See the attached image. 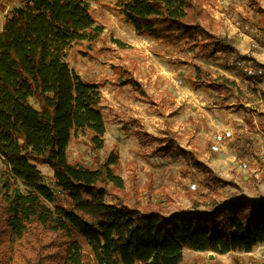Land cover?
Here are the masks:
<instances>
[{
    "label": "trees",
    "instance_id": "obj_1",
    "mask_svg": "<svg viewBox=\"0 0 264 264\" xmlns=\"http://www.w3.org/2000/svg\"><path fill=\"white\" fill-rule=\"evenodd\" d=\"M23 1L0 33V264H91L84 242L94 264H181L185 249L249 253L264 244V201L248 211L240 203L170 214L143 210L109 197V186L125 187L114 171L120 159L114 150L97 167L70 160L73 136L87 130L97 150L105 146L102 92L67 60L73 44L95 41L104 27L91 10L93 0ZM219 1L115 5L137 34L196 48L198 39L230 44L206 28L216 20ZM256 65L262 71L254 76L263 77L264 64ZM40 164L53 170L66 205L57 201Z\"/></svg>",
    "mask_w": 264,
    "mask_h": 264
},
{
    "label": "rangeland",
    "instance_id": "obj_2",
    "mask_svg": "<svg viewBox=\"0 0 264 264\" xmlns=\"http://www.w3.org/2000/svg\"><path fill=\"white\" fill-rule=\"evenodd\" d=\"M115 2L91 1L103 31L67 51L70 66L101 90L106 124L104 148L94 147L87 130L73 136L70 160L97 167L114 150L120 157L114 171L125 187L109 186V197L143 210L170 214L226 203L254 209L264 201V76H249L230 58L238 53V60L241 54L246 63L264 64V0H220L206 28L230 44L198 39L196 49L137 34ZM25 4L0 0V33L7 14ZM228 130L233 136L214 150L215 135ZM38 167L55 188L53 170ZM4 168L0 156V174ZM55 194L67 204L65 193L55 188ZM83 247L94 264L90 247ZM181 264H264V245L213 256L185 249Z\"/></svg>",
    "mask_w": 264,
    "mask_h": 264
},
{
    "label": "built area",
    "instance_id": "obj_3",
    "mask_svg": "<svg viewBox=\"0 0 264 264\" xmlns=\"http://www.w3.org/2000/svg\"><path fill=\"white\" fill-rule=\"evenodd\" d=\"M238 65L245 67L244 68V71L249 76H254L257 73V71H259V72L262 71V69L259 68L258 66L254 65L253 63H246L245 60H238ZM233 134L234 133L231 130L218 133L217 135H215V141H216V143L213 144L212 148L214 150H219L220 144L223 143V142H225L227 138L232 137ZM244 165L247 166L248 163H244ZM262 172H264V158H263V162H262Z\"/></svg>",
    "mask_w": 264,
    "mask_h": 264
},
{
    "label": "crops",
    "instance_id": "obj_4",
    "mask_svg": "<svg viewBox=\"0 0 264 264\" xmlns=\"http://www.w3.org/2000/svg\"><path fill=\"white\" fill-rule=\"evenodd\" d=\"M196 48H199V46L198 47H196ZM195 48V49H196ZM192 51H194V49L192 50ZM237 56V55H236ZM236 56H233V57H231L230 58V63L232 64V65H236L238 62V58L236 57ZM243 56H245V55H243ZM241 58H243V60H246V57H241ZM237 62V63H236ZM238 65V64H237ZM260 245H264V244H260Z\"/></svg>",
    "mask_w": 264,
    "mask_h": 264
},
{
    "label": "water",
    "instance_id": "obj_5",
    "mask_svg": "<svg viewBox=\"0 0 264 264\" xmlns=\"http://www.w3.org/2000/svg\"><path fill=\"white\" fill-rule=\"evenodd\" d=\"M211 255L213 256L214 255V252H211Z\"/></svg>",
    "mask_w": 264,
    "mask_h": 264
}]
</instances>
